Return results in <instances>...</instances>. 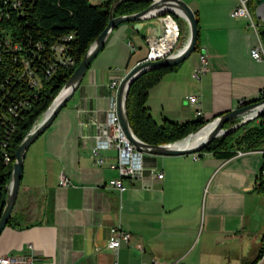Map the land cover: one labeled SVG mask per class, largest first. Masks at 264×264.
<instances>
[{"label": "crops", "instance_id": "0c3cea01", "mask_svg": "<svg viewBox=\"0 0 264 264\" xmlns=\"http://www.w3.org/2000/svg\"><path fill=\"white\" fill-rule=\"evenodd\" d=\"M185 2L199 13L200 50L150 90L147 106L158 123L199 119L189 102L193 96L211 121L243 100H258L264 89V62L251 55L263 42L247 19L233 16L239 0H203L202 6ZM184 25L186 43L189 28ZM152 32L151 27L137 31L133 23L114 29L74 97L28 149L12 223L0 235V258L32 257L34 264H199L192 256L197 249L204 254L211 240L236 238L259 244L261 250L263 149L243 151L234 143L230 158L148 155L145 177L124 180L123 192L111 186L119 178L110 168L117 151L101 152L98 157L106 163L95 164L94 136L117 98L112 85L146 58ZM203 53L208 65L195 79ZM260 124L256 118L234 136ZM152 170L164 179L153 178ZM62 174L69 186L60 184ZM113 228L132 234L118 250L108 248Z\"/></svg>", "mask_w": 264, "mask_h": 264}, {"label": "trees", "instance_id": "16d2710c", "mask_svg": "<svg viewBox=\"0 0 264 264\" xmlns=\"http://www.w3.org/2000/svg\"><path fill=\"white\" fill-rule=\"evenodd\" d=\"M14 2H19L20 6L15 8ZM151 3V0H106L99 4L91 0H0V218L18 147L105 31L111 10L114 17L128 16L147 9ZM257 3L258 0H253L251 8ZM195 14L200 29L199 13ZM173 16L184 33V20L176 14ZM262 28L259 34L264 44ZM58 49L63 51L58 53ZM199 50L200 36L196 47V51ZM68 60L73 64H67ZM180 66L149 70L141 74L129 90L130 127L149 145L183 140L209 122L199 118L178 123L165 118L158 123L153 118L147 106L150 90ZM257 101L260 100L254 102ZM231 126L227 124L225 129ZM236 131L213 140L199 155L213 153L230 158L235 155L230 150L234 143L243 151L264 149V122L239 137L234 136ZM11 223L10 217L7 225ZM255 262L256 259L247 264Z\"/></svg>", "mask_w": 264, "mask_h": 264}, {"label": "water", "instance_id": "95a60500", "mask_svg": "<svg viewBox=\"0 0 264 264\" xmlns=\"http://www.w3.org/2000/svg\"><path fill=\"white\" fill-rule=\"evenodd\" d=\"M151 1L152 3L147 9L133 15L114 17L113 9L111 10L109 16V23L105 31L95 40L88 52L83 57L79 66L76 68L67 83L61 89L57 97L52 102L51 106L44 113L42 119L33 127V129L18 147L15 154V163L13 166L12 177L8 187L6 204L2 216L0 218V235L10 220L13 208L18 198L21 181L24 175L25 156L28 149L51 127L59 113L67 106L68 102L74 97L77 90L81 87L82 82L89 68L93 64L94 60L106 47L111 32L114 29L120 27L121 25L133 23L135 25V30L137 31H141V28L143 29L151 27L152 30H154L155 36L160 37L162 34L163 23L159 20V18L167 14H176L188 24L189 28L188 40L179 55L163 58L158 61L139 63L129 72V74L123 79L121 83L118 95L120 120L126 134L134 142V144L138 146L141 151H144L145 153L151 156H181L199 154L206 147H208L213 140L236 131L240 127L256 119L257 116H260L262 115V113H264V100H260L257 102L253 101L248 105L238 107L235 110L217 116L213 120L209 121L206 125L200 127L198 130L191 133L183 140L177 141L175 143L153 146L141 141L133 133L130 127L127 112V99L129 90L133 82L141 74L149 70L163 67H173L184 63L196 51L198 39L200 36L199 20L196 17L195 11L185 1ZM258 5H264V0H258ZM212 124H215L214 129L210 133L209 137L202 143L192 148H174V145H176L177 143L184 142L194 137L201 130ZM227 124H232V126L228 129H225V126Z\"/></svg>", "mask_w": 264, "mask_h": 264}, {"label": "built area", "instance_id": "2783aa9c", "mask_svg": "<svg viewBox=\"0 0 264 264\" xmlns=\"http://www.w3.org/2000/svg\"><path fill=\"white\" fill-rule=\"evenodd\" d=\"M252 2L253 0H239V5L234 10L233 16L235 18L247 19L252 27L257 29L259 32L258 27H264V5H258V3L256 4L255 15L260 20L259 25L255 21L250 11V5ZM13 6L17 8L20 6V4L19 2H14ZM159 20L163 23L162 34L160 37H156L154 32H152L147 36L146 42L148 45V53L146 58L140 63L158 61L163 58L179 55L186 45V43L183 42L184 34L181 31L180 24L173 15L167 14L160 17ZM62 51V49H58V53H61ZM251 55L256 61L264 62V45L261 43L259 46H256L252 50ZM68 62L71 65L73 64V61L71 60H68L67 64ZM207 65V56L203 53L201 55V66L194 73L195 79L200 78L201 73L206 70ZM122 81H115L112 85V87L116 90L117 98L113 101L107 113L106 120L99 124L97 133L94 136V145L92 147L93 155L97 157L95 161L97 166H103L106 163L102 157H98L101 152L111 150L117 151V159L110 164V168L119 173V178L111 183V186L116 188L119 192H123L125 190L124 180L135 182L145 177L147 172L145 162L146 158L148 157L147 153L141 151L138 146L134 144L122 126L118 106V95ZM258 100H264V89L262 90ZM189 102L196 109L198 118H201L204 121H209V119H207L205 114L202 112L197 97H190ZM249 103L251 102L243 100L240 102V107L248 105ZM257 118L260 119V122H264V113H262L260 116H257ZM262 153L264 155V149L262 150ZM237 154L242 155L243 152L238 151ZM151 175L158 181H162L164 179V175L162 173H156L155 170L151 171ZM60 184L62 186H69L71 182L65 174H62L60 178ZM258 186L264 191V163L261 168ZM131 238L132 234L130 232L122 230L121 228H113L111 230L108 248L112 250H118L123 244L129 243ZM0 264H34V260L32 257L6 256L0 258ZM142 264L179 263L154 260L152 262H144ZM254 264H264V241Z\"/></svg>", "mask_w": 264, "mask_h": 264}, {"label": "rangeland", "instance_id": "374dc122", "mask_svg": "<svg viewBox=\"0 0 264 264\" xmlns=\"http://www.w3.org/2000/svg\"><path fill=\"white\" fill-rule=\"evenodd\" d=\"M94 4H98L100 0H91ZM184 1H191V0H184ZM199 1L201 6L203 0H195ZM255 6L251 8L250 5V11L253 15L255 21L257 24L260 25V20L255 15ZM263 29V28H262ZM145 47V46H144ZM145 50V49H144ZM196 53V51L194 52ZM193 53V54H194ZM190 58V57H189ZM254 122V121H253ZM37 142V141H36ZM33 143L31 146H33ZM195 155V154H190ZM190 155H183V156H190ZM157 158H161L164 156H156ZM196 250L195 253H193V257L196 255V262L199 264H247L252 262L257 254L260 251L259 244H256L254 242H248V241H240V239H230V240H217L214 241L211 240L209 245V250L204 252V254H201V252Z\"/></svg>", "mask_w": 264, "mask_h": 264}, {"label": "bare ground", "instance_id": "6f19581e", "mask_svg": "<svg viewBox=\"0 0 264 264\" xmlns=\"http://www.w3.org/2000/svg\"><path fill=\"white\" fill-rule=\"evenodd\" d=\"M215 124H212L203 130H201L199 133H197L194 137L174 145V148L178 149H185V148H192L194 146H197L198 144L202 143L204 140H206L212 130L214 129Z\"/></svg>", "mask_w": 264, "mask_h": 264}]
</instances>
